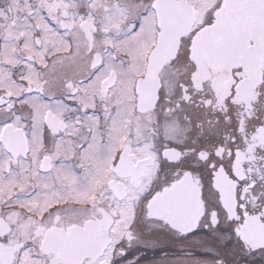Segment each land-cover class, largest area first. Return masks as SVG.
Wrapping results in <instances>:
<instances>
[{
	"label": "snow or ice",
	"instance_id": "1",
	"mask_svg": "<svg viewBox=\"0 0 264 264\" xmlns=\"http://www.w3.org/2000/svg\"><path fill=\"white\" fill-rule=\"evenodd\" d=\"M0 264H264V0H0Z\"/></svg>",
	"mask_w": 264,
	"mask_h": 264
}]
</instances>
